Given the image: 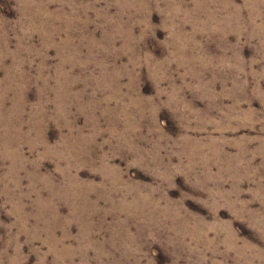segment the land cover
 Listing matches in <instances>:
<instances>
[{
    "label": "rangeland",
    "instance_id": "374dc122",
    "mask_svg": "<svg viewBox=\"0 0 264 264\" xmlns=\"http://www.w3.org/2000/svg\"><path fill=\"white\" fill-rule=\"evenodd\" d=\"M0 264H264V0H0Z\"/></svg>",
    "mask_w": 264,
    "mask_h": 264
}]
</instances>
